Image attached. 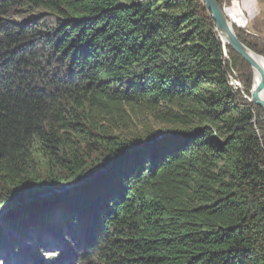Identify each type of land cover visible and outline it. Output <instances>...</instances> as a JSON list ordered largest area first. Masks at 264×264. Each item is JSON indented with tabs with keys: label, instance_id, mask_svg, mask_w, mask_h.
Segmentation results:
<instances>
[{
	"label": "trees",
	"instance_id": "16d2710c",
	"mask_svg": "<svg viewBox=\"0 0 264 264\" xmlns=\"http://www.w3.org/2000/svg\"><path fill=\"white\" fill-rule=\"evenodd\" d=\"M224 48L244 61L203 0H0V213L59 190L0 240L48 227L69 250L46 264H264L262 111Z\"/></svg>",
	"mask_w": 264,
	"mask_h": 264
},
{
	"label": "rangeland",
	"instance_id": "374dc122",
	"mask_svg": "<svg viewBox=\"0 0 264 264\" xmlns=\"http://www.w3.org/2000/svg\"><path fill=\"white\" fill-rule=\"evenodd\" d=\"M219 3L232 24L234 32L253 44L259 53L255 54L264 58V0H219ZM223 56L227 79L230 82L231 77L236 81V86H232V89L237 99L249 102L250 97L247 93L250 94L252 89L253 69L241 59L233 65L225 48ZM261 111L260 114L257 112L254 114V125L258 133L264 127V111ZM147 126L152 129H159V125L151 123L149 120ZM137 131H140L138 126ZM50 193L51 191L48 190L38 203L40 204L50 198L52 195ZM41 226L48 230V227ZM41 226L33 228L30 225L26 230L5 232L3 240H0V264H46L52 258L55 260L69 250L63 241L55 235L46 230H44L45 233L41 232L39 229ZM73 248L75 252L78 251L75 243ZM73 255L75 259L72 258L66 264H88L87 260H82L85 259L83 255V258H77V253H73Z\"/></svg>",
	"mask_w": 264,
	"mask_h": 264
},
{
	"label": "water",
	"instance_id": "95a60500",
	"mask_svg": "<svg viewBox=\"0 0 264 264\" xmlns=\"http://www.w3.org/2000/svg\"><path fill=\"white\" fill-rule=\"evenodd\" d=\"M203 2L204 7L210 12V16L215 25V31L217 32L222 43L229 45L232 50L238 56H240L250 68L255 69L259 72L260 77L258 82L256 83V86L250 92L249 102L264 111V97L262 96V92L264 91V58L261 57L263 62L262 64H260L257 61L258 55L240 41L233 30L232 24L226 17L224 10L218 4L217 0H203ZM45 190L46 191L40 192L37 195H31L32 192H20V194L14 198L10 207L5 208L0 213V216L9 209L22 210L26 207L35 205L39 200H41L44 194L48 192V190L51 191L50 194H54V192L59 191L57 189L55 191L54 189Z\"/></svg>",
	"mask_w": 264,
	"mask_h": 264
},
{
	"label": "bare ground",
	"instance_id": "6f19581e",
	"mask_svg": "<svg viewBox=\"0 0 264 264\" xmlns=\"http://www.w3.org/2000/svg\"><path fill=\"white\" fill-rule=\"evenodd\" d=\"M257 61L260 64H262V62H263L262 58L259 57V56L257 57ZM252 74H253V81H252V89H253L256 86V83L258 82L260 75H259V72L257 70H255V69L252 70ZM262 96L264 97V91L262 92Z\"/></svg>",
	"mask_w": 264,
	"mask_h": 264
},
{
	"label": "built area",
	"instance_id": "2783aa9c",
	"mask_svg": "<svg viewBox=\"0 0 264 264\" xmlns=\"http://www.w3.org/2000/svg\"><path fill=\"white\" fill-rule=\"evenodd\" d=\"M223 54H224V53H223ZM227 80H228V79H227ZM235 83H236V81H235L233 78L230 77V82H229V80H228V84L232 87V86H236Z\"/></svg>",
	"mask_w": 264,
	"mask_h": 264
}]
</instances>
